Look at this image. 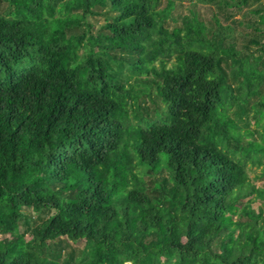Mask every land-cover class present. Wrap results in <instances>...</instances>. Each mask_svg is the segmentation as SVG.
Here are the masks:
<instances>
[{
    "label": "trees",
    "instance_id": "1",
    "mask_svg": "<svg viewBox=\"0 0 264 264\" xmlns=\"http://www.w3.org/2000/svg\"><path fill=\"white\" fill-rule=\"evenodd\" d=\"M209 1L0 0V264H264V0Z\"/></svg>",
    "mask_w": 264,
    "mask_h": 264
},
{
    "label": "rangeland",
    "instance_id": "2",
    "mask_svg": "<svg viewBox=\"0 0 264 264\" xmlns=\"http://www.w3.org/2000/svg\"><path fill=\"white\" fill-rule=\"evenodd\" d=\"M175 2V10L173 12V16L177 17L178 19L184 15L189 13V9H193L194 11L198 12L201 15L202 19H209L213 12H218L217 5L215 1L209 0H173ZM259 2L251 1L247 7L244 8L242 13L238 11L228 10V12L232 14V19L224 20L222 17L221 25L222 27L226 28L229 27L230 33L232 35L240 34L242 31H245L242 27L237 26L236 24H232V20H247L251 19L254 20V17L250 15L248 10L254 9L257 7ZM251 129H254V125H250ZM262 166L259 167H252L249 171V178L253 182V184L258 187H264V176L262 175ZM258 203L255 201L252 203V207L256 208ZM25 230V225L21 224V231Z\"/></svg>",
    "mask_w": 264,
    "mask_h": 264
}]
</instances>
